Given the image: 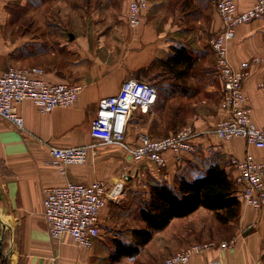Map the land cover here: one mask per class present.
Here are the masks:
<instances>
[{
  "label": "crops",
  "instance_id": "crops-1",
  "mask_svg": "<svg viewBox=\"0 0 264 264\" xmlns=\"http://www.w3.org/2000/svg\"><path fill=\"white\" fill-rule=\"evenodd\" d=\"M12 1L0 0V4ZM29 1L19 0L26 15L31 14L27 7ZM34 1L36 4L42 0ZM171 1L151 0L144 14L145 23L135 29L125 21L114 23L107 18L109 12L113 14L116 3H121L125 15L130 0H102L99 7H92V0H66L64 12L74 17L69 18L70 24L36 20L28 30V25L13 24L6 10L0 14V75L12 65L34 63L43 68L49 82L83 85L74 104L57 107L48 113L41 112L30 100L17 104L25 120L24 131L0 116V206L5 208L0 212V263L5 257L6 264H129L128 261L133 264L144 252L163 260L186 248L190 241L203 240V235L194 236L201 227L203 234L206 233L204 221L197 219L210 210L201 207L187 217L173 219L164 230L155 233L152 241L141 247L136 257L114 260L115 241L121 239L130 243L133 230L146 226L139 215L141 202L136 194L148 197L150 185L156 183L175 187L177 177L193 179L205 173L212 163L225 166L235 180L239 170L231 164L233 158L243 159L251 154L257 161H264V148L249 144L241 137L221 139L213 132L225 116L219 105L215 116L194 119L199 129L194 139L196 153L186 154L183 163L176 161L168 151L166 167L158 169L150 160L135 161L123 149L113 152L105 149L109 145H102L98 152L89 155L86 164L69 166L66 174L52 164L50 146L73 147L93 142L90 129L99 100L116 94L125 80L146 79L157 87L158 97L183 94L180 88L167 82L166 79L175 78H170L165 64L151 66L155 59H167L173 47L185 46L196 57L194 67L201 66L202 74L208 71L206 76L214 73L217 78L215 56L209 45L210 39L222 28L215 7L210 0H189L190 5L183 9V0L179 3L177 0V4L181 3L179 13ZM254 1L236 0V3L239 10H245ZM34 12L43 13V4L35 7ZM56 13L59 15V10ZM95 18H99L98 22L93 21ZM32 28L38 35L28 39ZM64 32L71 34L67 36ZM228 53L237 68L255 56L264 58V17L239 25L235 37L228 42ZM216 82L221 94L218 78ZM244 89L252 120L264 128V61L251 65ZM158 99L151 112H137L130 119L127 136L130 143H137L143 133V120L152 118L157 112ZM163 107H166L165 101ZM135 131L139 134L135 135ZM124 170L131 176L123 194L125 206L110 203L101 210L102 235L95 239L91 248L78 246L69 235L60 239L51 237L43 214L45 188L68 182L92 184L97 180H112ZM236 186L240 196L242 186L237 183ZM241 203L238 220L228 223L235 227L225 238L232 240V245L195 254L187 264H264V207L256 209ZM136 207L133 215L131 211ZM118 224L122 228L115 227ZM210 238L209 234L206 239Z\"/></svg>",
  "mask_w": 264,
  "mask_h": 264
},
{
  "label": "built area",
  "instance_id": "built-area-1",
  "mask_svg": "<svg viewBox=\"0 0 264 264\" xmlns=\"http://www.w3.org/2000/svg\"><path fill=\"white\" fill-rule=\"evenodd\" d=\"M151 0H130L127 22L138 28ZM222 21V28L211 39L215 56L214 70L222 86L221 110L225 116L213 128L221 139L244 138L249 144L264 148V128L254 123L244 81L250 75L252 64L264 61L255 56L240 67L229 59L228 42L236 34V28L244 23L264 17V0H255L245 10H239L236 0H210ZM83 89L82 84L72 82H49L40 66H10L0 75V116L24 131L25 120L17 104L33 101L43 113L57 107L74 104ZM158 98L156 86L146 79L125 80L116 94L99 100L96 116L91 122L93 142L73 147L50 146L49 153L62 174L72 165H84L89 155L99 145H117L135 161L150 160L158 169L167 165L166 152L171 151L176 161L183 163L186 154L194 155V139L198 131L191 125L165 137L152 138L141 134L138 141H128L129 121L135 113L151 112ZM231 164L239 170L235 182L242 186L241 201L253 208L264 207V161H257L251 154L243 159L233 158ZM130 172L124 171L112 180H97L92 184L68 182L47 187L44 190V217L52 238L69 235L73 242L91 248L95 239L102 235L100 213L110 203L119 204L130 181ZM233 241L202 242L180 250L158 264H187L195 254L208 249L229 247Z\"/></svg>",
  "mask_w": 264,
  "mask_h": 264
},
{
  "label": "trees",
  "instance_id": "trees-1",
  "mask_svg": "<svg viewBox=\"0 0 264 264\" xmlns=\"http://www.w3.org/2000/svg\"><path fill=\"white\" fill-rule=\"evenodd\" d=\"M182 4L185 9L190 2L183 0ZM64 33L67 36L71 34V32ZM173 48L167 59H155L151 66H156L158 63L165 64V69L171 75L170 78H175L176 81L169 84L180 88L181 91L185 90L183 91L185 94L188 91L185 88L188 86L186 83L196 63V57L185 46ZM140 202L138 211L146 226L133 230L130 243L121 239L115 241L116 251L112 256L114 260H120L125 256L136 257L141 247L152 241L155 233L164 230L175 218L187 217L203 207L212 211L219 223L226 225L238 220L242 204L237 194L235 180L220 163H212L205 173L193 179L177 177L175 187L165 183L151 184L149 196L142 197Z\"/></svg>",
  "mask_w": 264,
  "mask_h": 264
},
{
  "label": "rangeland",
  "instance_id": "rangeland-1",
  "mask_svg": "<svg viewBox=\"0 0 264 264\" xmlns=\"http://www.w3.org/2000/svg\"><path fill=\"white\" fill-rule=\"evenodd\" d=\"M59 1L61 0H42L40 3L43 4V13L41 12L40 15L39 14L37 15L34 12L35 7L40 5L39 2L35 4L34 0L33 1L30 0L29 4H27V7L30 8V13H31L30 15H26L25 8L24 6L19 4V0H14L12 1V3H8V4L4 2L0 4V14L7 11V13L10 16V20L13 22V24H24V26L28 25L29 28H27L26 30L31 29L29 25H32L36 20L39 21L40 23H48V24L58 23V22L62 24H66V23L70 24L71 22L69 18H71L72 15H68L66 14V12H64L66 9V6L64 5L66 0H63V3H59ZM101 1L102 0H92L91 6L99 7L101 6ZM176 1L177 0H172L171 2L172 3L174 2L175 10H178L179 13H181V11L179 10L181 3L179 5L176 3ZM177 2L179 3V0ZM114 7L115 8L113 10V14L109 12V15L107 16L109 21L111 20L114 23L115 22L120 23V22L125 21L128 24L127 22L128 10L124 15L123 6L121 5V3H116ZM110 9H113V8L111 7ZM58 10H59V15L58 13H56ZM98 20L99 18L97 19L95 18L93 21L98 22ZM144 23L145 21H144V16H143L142 24ZM21 32L22 30L19 31V33ZM37 35L38 34L35 33V30H33L32 28V30L28 34V39H33ZM210 41H209V45H210ZM35 65L36 64L31 63L29 64V66L27 65V66H21V67H30V66H35ZM12 66H15V65H12ZM207 74H208V71L206 72V74H202V67L197 65L193 68L191 72V76L188 78V82L186 83L188 85L187 87H185L188 90L187 93L182 94V93L177 92L174 94L172 93L171 95H168V96L166 94H161L158 97L159 98L158 99L159 108L157 112L155 113V115L152 118H145L142 122V126H141V131L143 132L142 134H147L148 136L152 138H160V137H165L170 134H173L177 132L179 129L186 127L188 125L193 126L196 130H199L193 123L196 117L203 116V115L209 116V117L215 116V114L217 113L216 112L217 108L221 104L220 92H218L216 89L217 88L216 86L217 78L215 77L214 73L213 75L210 74L209 76H206ZM163 80H165V78ZM166 80H168L167 82L169 83H176L175 79H170V80L166 79ZM209 82L213 83V85L216 87H212L209 84ZM164 101H165L166 107H163ZM156 107H158V105ZM134 134L137 135L139 133L135 131ZM101 146L102 145H99L98 147H96L95 151L98 152V150L101 149L100 148ZM105 149H108L109 151L114 152L115 150H119L122 148L118 147L117 145H109L108 148H105ZM139 190L141 189H138V193H140ZM136 195H138L136 197H139V200L142 199L141 194H136ZM122 198L123 200L121 199V204L119 205L125 206L124 196H122ZM136 211H137V207L133 209L131 213L134 215ZM200 219L204 221L205 223L206 233L203 234V230L201 229L202 228L201 227L199 231H195L194 236L197 238L203 235L204 236L203 240L198 239V241H194V240L190 241L191 244H189L188 246L196 244V243H202V242H207V241L210 242L211 240H214L215 242L219 244L225 241L226 240L225 238L229 236L230 232L234 230L235 228L234 226L229 225V224L223 225L219 223L216 220L214 213L210 211H207L206 213H204L197 220L199 221ZM201 225L202 224H200V226ZM115 227H118V229L122 228L120 224H118ZM207 231L210 233H207ZM209 234L211 235L212 238L206 239V238H209ZM214 237H218V239ZM165 258H163V260H158V258H156L155 255L151 254V256H149L148 253L144 252L140 256L138 261H135L133 264H158V263L163 262ZM10 261H11V258H9V263ZM126 263L131 264L132 262L128 261Z\"/></svg>",
  "mask_w": 264,
  "mask_h": 264
},
{
  "label": "water",
  "instance_id": "water-1",
  "mask_svg": "<svg viewBox=\"0 0 264 264\" xmlns=\"http://www.w3.org/2000/svg\"><path fill=\"white\" fill-rule=\"evenodd\" d=\"M5 210V208L4 207H1L0 206V212H1V210ZM0 220H1V222H2V219H1V217H0ZM1 254V253H0ZM2 255V254H1ZM7 263V261H6V258L4 257L3 259H2V261H1V263L0 264H6Z\"/></svg>",
  "mask_w": 264,
  "mask_h": 264
},
{
  "label": "bare ground",
  "instance_id": "bare-ground-1",
  "mask_svg": "<svg viewBox=\"0 0 264 264\" xmlns=\"http://www.w3.org/2000/svg\"><path fill=\"white\" fill-rule=\"evenodd\" d=\"M8 224H6V226H7Z\"/></svg>",
  "mask_w": 264,
  "mask_h": 264
}]
</instances>
